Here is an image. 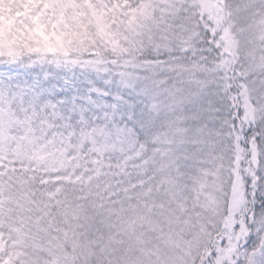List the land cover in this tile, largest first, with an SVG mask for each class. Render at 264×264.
<instances>
[{"label": "snow or ice", "instance_id": "6c2138e0", "mask_svg": "<svg viewBox=\"0 0 264 264\" xmlns=\"http://www.w3.org/2000/svg\"><path fill=\"white\" fill-rule=\"evenodd\" d=\"M0 264H264V0H0Z\"/></svg>", "mask_w": 264, "mask_h": 264}]
</instances>
